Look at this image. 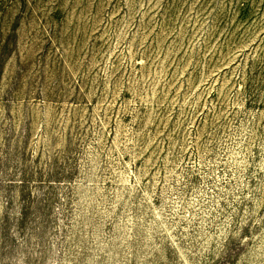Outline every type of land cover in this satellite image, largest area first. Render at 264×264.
I'll use <instances>...</instances> for the list:
<instances>
[{"label":"rangeland","instance_id":"rangeland-1","mask_svg":"<svg viewBox=\"0 0 264 264\" xmlns=\"http://www.w3.org/2000/svg\"><path fill=\"white\" fill-rule=\"evenodd\" d=\"M0 264H264V0H0Z\"/></svg>","mask_w":264,"mask_h":264}]
</instances>
